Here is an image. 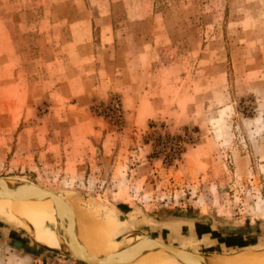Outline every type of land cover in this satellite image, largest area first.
Returning a JSON list of instances; mask_svg holds the SVG:
<instances>
[{"label":"rangeland","instance_id":"1","mask_svg":"<svg viewBox=\"0 0 264 264\" xmlns=\"http://www.w3.org/2000/svg\"><path fill=\"white\" fill-rule=\"evenodd\" d=\"M0 179L206 260L264 255V0H0ZM16 219L0 264H87Z\"/></svg>","mask_w":264,"mask_h":264},{"label":"bare ground","instance_id":"2","mask_svg":"<svg viewBox=\"0 0 264 264\" xmlns=\"http://www.w3.org/2000/svg\"><path fill=\"white\" fill-rule=\"evenodd\" d=\"M4 181L12 189L19 187L32 199L0 198V213L8 216L10 213H14L17 216L14 224L18 227L23 225L37 244L60 252L68 249V236L58 230L57 226L60 225L74 232L77 238L78 255L92 256L90 253H99L115 256L122 252H132L128 260L132 264H184L179 261V258L183 254L182 251H189L178 247L169 250L158 248L149 243V239H145L140 233L132 232L129 224L125 221L112 222L100 219L96 215L83 223L76 217L75 207L65 200L55 206L54 199H43L21 185L8 180ZM214 260H217L214 264H264V255L251 260L245 258L240 260H225L223 258L206 260L202 256L190 264H209Z\"/></svg>","mask_w":264,"mask_h":264},{"label":"water","instance_id":"3","mask_svg":"<svg viewBox=\"0 0 264 264\" xmlns=\"http://www.w3.org/2000/svg\"><path fill=\"white\" fill-rule=\"evenodd\" d=\"M36 187V186H35ZM39 188V187H36ZM41 189V188H40ZM42 191L47 192V194L50 196H53L52 198L54 199V205L58 206L61 203L64 202V199L59 197L56 194H53L52 192L48 190L41 189ZM0 198H7V199H13V200H29L32 199L29 195L25 194L24 192L21 191L19 187L15 188H10L6 185L5 181L0 179ZM60 231L63 235L68 236V250L70 253L77 257L80 261H83L87 264H116V262L113 260L111 256H104V257H92L88 255H78L77 254V238L74 234V232L70 229H66L64 227H60ZM146 239V236H143ZM152 245L162 248L165 250L173 249L175 248L172 245H167L164 243H160L156 240L149 239L148 241ZM181 250V249H180ZM183 254L180 256L179 261L184 263V264H190L194 260H197L202 257V255L198 252H184L182 251Z\"/></svg>","mask_w":264,"mask_h":264},{"label":"trees","instance_id":"4","mask_svg":"<svg viewBox=\"0 0 264 264\" xmlns=\"http://www.w3.org/2000/svg\"><path fill=\"white\" fill-rule=\"evenodd\" d=\"M195 220H196V219H195ZM197 221H200V220L197 219Z\"/></svg>","mask_w":264,"mask_h":264}]
</instances>
